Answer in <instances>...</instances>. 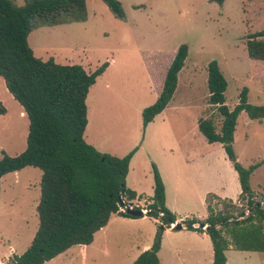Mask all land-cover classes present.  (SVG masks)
Returning a JSON list of instances; mask_svg holds the SVG:
<instances>
[{
  "label": "rangeland",
  "instance_id": "rangeland-1",
  "mask_svg": "<svg viewBox=\"0 0 264 264\" xmlns=\"http://www.w3.org/2000/svg\"><path fill=\"white\" fill-rule=\"evenodd\" d=\"M11 1L17 6L24 4V0ZM119 2L124 13L121 19L102 0H87L85 20L36 25L27 37L34 55L42 60L52 58L60 64H80L87 72L110 58L116 61L89 89L88 124L84 132L87 143L96 142L101 152L118 157L136 146L138 149L137 144L123 151L131 135L137 130L141 136L144 130L141 112L137 115L136 108L147 107L155 101L166 68L183 43L188 46V54L178 73L175 92L166 112L154 122L167 148H174L175 141L184 134L198 152L210 145L197 122L209 115L217 127L221 121L219 113L208 102L207 64L212 60L217 62L227 82L224 95L229 109L239 102V93L244 87L249 103L264 104V62L250 58L245 48L246 36L264 29V0H224L221 5L212 0ZM0 102L6 109L5 114H0L1 158L2 152L13 156L25 149L29 121L6 90L2 77ZM149 142L147 139L145 145ZM146 149L149 150L145 147L135 154L125 177L126 187L138 193V198L131 203L141 208L147 207L152 195V163L160 162L158 154L152 153L150 158V151ZM233 149L244 168L258 164L249 177V187L254 200L264 206V119L252 120L245 112H240ZM41 173L39 168L28 166L0 178L2 264H8L13 254H22L38 228L36 205ZM179 175L184 199L175 201L171 177V182L167 183L169 201L187 216L177 222L182 229L171 226L173 230L164 233L165 226L160 264H212L209 235L201 230L191 231L183 222L195 219L199 227L208 214L207 200L222 209L227 202H219L215 196L237 206L245 205L246 200L237 201L241 191L235 200L208 193L205 207L193 192L186 173L179 172ZM130 218L133 219L114 216L94 234L84 255L76 245L43 264H131L138 250L146 242H152L160 220L154 223L148 218ZM226 258L225 264H264V252L239 251L231 246Z\"/></svg>",
  "mask_w": 264,
  "mask_h": 264
},
{
  "label": "trees",
  "instance_id": "trees-1",
  "mask_svg": "<svg viewBox=\"0 0 264 264\" xmlns=\"http://www.w3.org/2000/svg\"><path fill=\"white\" fill-rule=\"evenodd\" d=\"M102 1L117 18L124 17L119 0ZM212 1L221 5L224 0ZM86 2L24 0L22 6H17L11 0H0V77L29 121L25 149L13 156L2 152L0 177L28 166L42 172L36 205L38 228L27 249L20 255L13 254L8 264H43L72 246L89 245L112 215L135 217L119 212L118 205L121 201L132 204L137 198L136 192L125 184L137 146L118 157L98 151L84 139L87 94L108 62L87 72L80 64H60L52 58L36 57L27 41L36 25L85 20ZM245 48L250 58L264 62V29L249 33ZM187 54L188 46L184 43L175 51L158 96L141 110L143 128L172 98ZM207 86L208 102L219 113L221 121L217 127L211 115L199 118L198 129L207 142H218L224 149L238 173L241 193L237 201L244 199L246 203L237 206L215 196L217 201L227 202L222 209L207 200L208 214L199 227H194L195 219L183 223L189 230L205 231L212 242V264H225V252L230 246L239 251L264 252V206L254 200L249 187V177L258 164L244 168L233 149L238 114L245 112L252 120H263L264 104L249 103L244 87L239 93V102L229 109L224 95L227 82L215 60L207 64ZM5 112L0 102V114ZM152 173L153 194L147 215L160 220V224L151 246L132 264H160L162 232L165 226L169 228L176 221L165 205L164 183L153 163Z\"/></svg>",
  "mask_w": 264,
  "mask_h": 264
},
{
  "label": "crops",
  "instance_id": "crops-1",
  "mask_svg": "<svg viewBox=\"0 0 264 264\" xmlns=\"http://www.w3.org/2000/svg\"><path fill=\"white\" fill-rule=\"evenodd\" d=\"M115 63L116 61L113 58L108 59V65L105 71L98 77L102 76L109 68L114 66ZM161 86H160V89H161ZM107 87H109V85H107ZM160 89L157 93V96L160 92ZM170 101L168 102L167 106L159 114H157L151 122H149L145 126L141 136L138 135L137 130L135 131L133 135H131L130 141L127 144V146L123 149V151L125 153L128 149H131L132 147L138 144V149L135 151V153L131 157L130 162L134 158L135 154H137L140 149L145 148V147L149 148V150L147 149L146 150L148 152L150 151L148 153V156L150 158H152L151 156L153 155L152 153L158 154L160 162H155L153 164H155V166L157 167L159 174L161 176V179L164 183L165 205L173 214L177 216L176 221H175V223H177L179 220H182L184 216H187V213L182 212L178 205L171 204V202L169 201V194H168L169 192L167 190V183L171 182V177H172L173 183H174L173 190H172L173 197L175 201L182 202L184 197H183V190H182V180H181V176L179 175V172L186 173L187 180L190 183L193 192L195 193L197 198H199V200L205 207H206L205 197L208 193H215L222 198H231L235 200L238 197L241 191V188H240L239 180L237 178V173L231 167L229 161L227 160L226 154L222 146L220 145V143L218 142L209 143L208 142L210 145H207L206 149L202 150V152H198L196 145L190 142H187L185 139V134H184L175 141L174 148L166 147L165 143L163 142L164 136L159 131V127H155L154 122L158 116L166 112L170 104ZM118 102H119V99H118ZM142 108L144 107L141 105H139L136 108L137 115H140ZM87 120H88V108H87ZM87 124H88V121H87ZM136 124H138L137 120H136ZM169 138L171 140L172 136L169 135ZM147 139L150 140V142L148 143V146L147 144L145 145ZM95 141L97 140L95 139ZM91 145L95 149L101 152L100 150L101 148L96 142L95 144H91ZM151 189H152V194H153V186ZM136 194L138 196L137 192ZM114 216H119V218L121 219H133L130 217H124L120 215H112L109 221H111L114 218ZM135 218L139 219V217H135ZM140 218L141 219L148 218L152 220V222L156 223L155 218H152L146 215H143ZM196 226L197 224H194V227ZM182 228L183 226H181L180 229ZM171 230H173L171 227L166 228L164 230V233H170ZM191 231H194V230H191ZM201 232L203 234L205 233V231H201ZM151 244L152 242H146L142 246V248L138 250L137 256L142 251L148 249L151 246ZM77 246H79L80 252H82L84 255V251L88 247V245H77ZM161 250H162V245L160 246V249L158 251V256H160ZM212 258H213V249H212Z\"/></svg>",
  "mask_w": 264,
  "mask_h": 264
},
{
  "label": "built area",
  "instance_id": "built-area-1",
  "mask_svg": "<svg viewBox=\"0 0 264 264\" xmlns=\"http://www.w3.org/2000/svg\"><path fill=\"white\" fill-rule=\"evenodd\" d=\"M128 208H139V209H141L143 215H147L148 212H149V209L147 207H142L141 208V207H139L137 205H133V204L126 205L124 203H123V205H121V204L118 205V211L121 212V213H125ZM159 215H162V213H159ZM175 224H176L175 222L174 223H171L170 224V227L171 226H174Z\"/></svg>",
  "mask_w": 264,
  "mask_h": 264
},
{
  "label": "water",
  "instance_id": "water-1",
  "mask_svg": "<svg viewBox=\"0 0 264 264\" xmlns=\"http://www.w3.org/2000/svg\"><path fill=\"white\" fill-rule=\"evenodd\" d=\"M120 204L123 205V201H121ZM126 212L132 216H135V217L143 216V213H142L141 209H139V208H128ZM181 226L182 225L180 223H176L173 227H175L176 229H180Z\"/></svg>",
  "mask_w": 264,
  "mask_h": 264
}]
</instances>
